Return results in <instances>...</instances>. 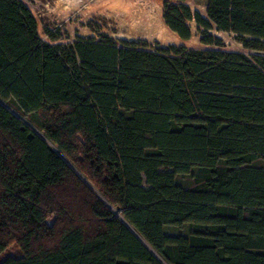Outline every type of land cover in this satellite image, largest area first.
<instances>
[{
  "label": "trees",
  "instance_id": "1",
  "mask_svg": "<svg viewBox=\"0 0 264 264\" xmlns=\"http://www.w3.org/2000/svg\"><path fill=\"white\" fill-rule=\"evenodd\" d=\"M176 1L249 53L50 44L0 0V264H264V0Z\"/></svg>",
  "mask_w": 264,
  "mask_h": 264
},
{
  "label": "rangeland",
  "instance_id": "2",
  "mask_svg": "<svg viewBox=\"0 0 264 264\" xmlns=\"http://www.w3.org/2000/svg\"><path fill=\"white\" fill-rule=\"evenodd\" d=\"M30 10L37 22V31L40 38L50 44H69L77 37L96 40L102 35L112 38L119 43L120 40L140 42L141 49L155 51L164 47L170 41V37L158 30L156 41L153 32L150 31L149 22L154 21V12L160 8L159 0H21ZM188 0H184L187 4ZM193 1V0H192ZM164 2V0H163ZM177 3L176 0H170ZM190 7V6H189ZM190 9L201 11L202 8ZM203 16H205V13ZM192 36L187 42V48L195 49H224L249 53L237 42L232 35L226 32L211 30V34L221 38L223 46L217 47L199 43L200 34L196 31L193 20L187 21ZM162 28V27H161ZM158 29V28H157ZM163 30V28H162ZM165 30V29H164ZM47 32L56 34V41L48 37ZM162 33V34H161ZM167 33V31H166ZM168 34V33H167ZM152 36V37H151ZM162 39V40H161ZM165 39V40H164ZM168 46V45H167ZM166 232L170 234H187L189 227L167 226ZM18 248L10 245L0 254V261L7 256H18Z\"/></svg>",
  "mask_w": 264,
  "mask_h": 264
},
{
  "label": "crops",
  "instance_id": "3",
  "mask_svg": "<svg viewBox=\"0 0 264 264\" xmlns=\"http://www.w3.org/2000/svg\"><path fill=\"white\" fill-rule=\"evenodd\" d=\"M152 1H156V0H152ZM159 2H160V8H158L156 11H153L154 12V21L152 20V22H149L150 31L153 32V35L156 34V36H154V37H157V38H155L156 41H159L158 40V36H159L158 30H160L161 27H163V29H165L168 33L167 36L170 37V41L168 43H166L165 46H167V45H176V46L184 45V46H187V42L190 40L191 37L189 39H182L174 31L169 29V27L165 24V21L163 18V0H159ZM199 7H203V6H199ZM199 43H201L200 40H199Z\"/></svg>",
  "mask_w": 264,
  "mask_h": 264
},
{
  "label": "bare ground",
  "instance_id": "4",
  "mask_svg": "<svg viewBox=\"0 0 264 264\" xmlns=\"http://www.w3.org/2000/svg\"><path fill=\"white\" fill-rule=\"evenodd\" d=\"M187 2V5L188 6H190L192 9H197V8H199V6H196L193 2H192V0H188V1H186ZM202 8V10L201 11H203L204 13H205V7H201ZM198 12H200L202 15H203V13L201 12V11H199V10H197ZM163 28V27H162ZM162 28L160 29L163 33H164V35H167V33H166V30H162ZM162 34V33H161ZM160 36V35H159ZM158 36V37H159ZM172 39V38H171ZM162 40V39H161ZM165 40V39H164Z\"/></svg>",
  "mask_w": 264,
  "mask_h": 264
},
{
  "label": "water",
  "instance_id": "5",
  "mask_svg": "<svg viewBox=\"0 0 264 264\" xmlns=\"http://www.w3.org/2000/svg\"><path fill=\"white\" fill-rule=\"evenodd\" d=\"M27 123V122H26ZM28 124V123H27Z\"/></svg>",
  "mask_w": 264,
  "mask_h": 264
}]
</instances>
